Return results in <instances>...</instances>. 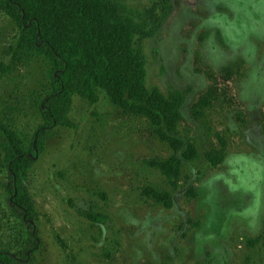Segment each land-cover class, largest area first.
<instances>
[{
    "label": "rangeland",
    "instance_id": "obj_1",
    "mask_svg": "<svg viewBox=\"0 0 264 264\" xmlns=\"http://www.w3.org/2000/svg\"><path fill=\"white\" fill-rule=\"evenodd\" d=\"M155 1L124 3L143 12ZM229 1L171 0L156 37L141 45L146 86L186 95L179 132L195 141L194 166L184 165L173 188L150 165L172 150L147 120L124 115L103 96L94 106L74 97L68 118L76 130L59 129L28 174L41 244L34 264H264V0ZM242 27L236 47L218 35L236 40ZM15 33L0 12V64ZM46 72L33 62L0 80V122L12 119L33 133ZM209 76L222 102L202 124L189 110L211 85ZM218 138L225 159L212 166L205 155L222 147ZM5 175L0 162V183ZM189 187L194 199L185 195ZM147 189L169 195L172 207L157 205ZM18 231L0 186V241L13 246Z\"/></svg>",
    "mask_w": 264,
    "mask_h": 264
},
{
    "label": "trees",
    "instance_id": "obj_2",
    "mask_svg": "<svg viewBox=\"0 0 264 264\" xmlns=\"http://www.w3.org/2000/svg\"><path fill=\"white\" fill-rule=\"evenodd\" d=\"M171 8V0H156L143 12L128 8L124 0H0V12L16 31L13 43L4 50L7 63L0 64V80L33 62H41L47 68L46 83L42 84L37 101L40 123L33 133H23L12 119L0 122V162L6 172L0 186L9 214L19 227L13 246L0 241V264L35 263L41 244L35 226L37 212L28 191V174L45 143L54 140L59 129L76 130L68 118L74 97L94 106L103 96L124 115L147 120L153 134L172 150L167 159L150 165L173 188L184 165L194 166L198 158L195 141L181 139L179 132L186 95L178 90L163 94L156 87L146 86L141 45L156 37ZM255 16L248 13L253 21L260 14ZM245 29L240 28L236 40L224 31L218 30V35L225 44L236 47ZM222 74L229 79L232 71L226 69ZM209 78L211 85L189 110L197 123L206 124L208 112L222 102L216 79ZM218 139L222 147L205 155L212 166L225 159V143ZM146 194L166 209L173 205L167 194L153 189H147ZM185 195L196 197L191 187ZM88 219L104 223L100 215H88ZM260 239L264 240V235ZM255 242L258 240L248 244L253 246Z\"/></svg>",
    "mask_w": 264,
    "mask_h": 264
},
{
    "label": "flooded vegetation",
    "instance_id": "obj_3",
    "mask_svg": "<svg viewBox=\"0 0 264 264\" xmlns=\"http://www.w3.org/2000/svg\"><path fill=\"white\" fill-rule=\"evenodd\" d=\"M254 184H255V186H259V183H258V182H255ZM254 184H253V185H254ZM253 187H254V186H253Z\"/></svg>",
    "mask_w": 264,
    "mask_h": 264
}]
</instances>
